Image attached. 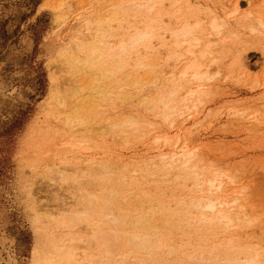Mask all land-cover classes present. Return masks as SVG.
<instances>
[{
	"label": "rangeland",
	"instance_id": "obj_1",
	"mask_svg": "<svg viewBox=\"0 0 264 264\" xmlns=\"http://www.w3.org/2000/svg\"><path fill=\"white\" fill-rule=\"evenodd\" d=\"M153 4L151 14L136 11ZM212 18L224 24L210 37ZM198 22L202 27L193 36L201 37L203 45L210 37L214 55L207 60L216 62L199 99L180 103L193 86L180 79L184 47H175L182 39L172 34ZM259 23L264 26V0H0V264H38L36 252L78 241L76 231L92 225L105 231L111 253L107 264H191L201 254L211 264L221 256L216 248L225 251L228 241L236 248L234 261L258 253L257 263L264 264V129L251 119L264 122ZM139 30L156 34L117 67L105 59L95 68L88 65L98 72L113 67V74L93 89L86 84L85 91L71 93L64 102L74 73L63 71L61 59L80 56L84 61L86 47L98 42L97 32L115 41ZM241 50L249 73L231 67ZM80 76L79 85L93 79L92 74ZM92 96L98 99L94 112L72 110L82 97ZM161 99L177 108L167 121L170 113ZM80 117L85 125L77 123ZM126 118L137 125L122 127ZM93 129V142L76 145ZM40 131L55 140L57 149L53 152L52 146V157L36 163L31 149ZM177 133L181 138L175 148L173 140L170 145L155 142L160 135ZM183 145L191 152L187 166L162 159ZM64 167L69 171L60 179L55 168ZM87 172H93L90 195L78 196V207L65 189L72 175ZM213 178L223 183L226 202L238 198V204L223 209H243L241 219L228 227L208 213L201 218L191 203L202 194L196 180ZM75 210L82 211L78 220ZM75 248L68 264H99L101 244L87 240ZM55 262L47 257L41 264Z\"/></svg>",
	"mask_w": 264,
	"mask_h": 264
},
{
	"label": "bare ground",
	"instance_id": "obj_2",
	"mask_svg": "<svg viewBox=\"0 0 264 264\" xmlns=\"http://www.w3.org/2000/svg\"><path fill=\"white\" fill-rule=\"evenodd\" d=\"M155 6H156V4L139 5L136 7V11L138 13L145 12L147 14H151L154 11ZM238 10H239V7L236 5L235 9L233 10L232 13L235 14L238 12ZM223 24H224L223 20L220 21L216 18H212V20H210V22L208 24L209 29H210V33H209L210 37L212 35L213 36L218 35L220 33V30H221ZM199 27H202V24L200 22L196 23L195 27L190 26L188 24H184V25H182V27L179 30H177L175 32L173 31V34H172L176 37V40L182 39V41L175 42V44H174L175 47L178 48V50H180L182 47H184V53L181 56H182V58L184 57V63L185 64L183 63L184 66H183L181 73H180V79L188 82L190 85L193 86V87L190 86L191 89L187 93L186 97L181 100L180 103H189V102H192L193 99H195V100L199 99V97L204 93L203 86H205V82L212 79L211 67L215 65L216 59H213V61H209L210 59L209 60H207V59L209 56H211L214 53L212 48H211V45L213 43L209 37V40L207 39V42L203 45V43H202L203 39L201 37H199L197 35L193 36L195 29L199 28ZM257 27H258V29H260L264 32V26L262 25V23H259V26H257ZM252 30L256 31V28H252ZM97 33L99 35V39L97 40L98 42L96 41L97 43L96 44L93 43L94 45L93 46L91 45L89 48L86 47L87 48L86 50L89 51V55H88V57L85 58L84 61H82L83 59L82 60L80 59V56H79V58H77V57L76 58H69L66 61L61 59V61H60V64L64 65L62 67L63 71H65V72L69 71V72L74 73V75L72 77H70V80H69L70 83L68 84L71 87V89H69V91H68L69 94H63L64 102H66L68 95H70L71 93L82 92V90L85 89L86 84H87L86 85L87 88H92L96 85H99L105 79L107 80V78H109L110 75L113 74L112 73L113 67H112V70L111 69L104 70L101 67L102 71L98 72V71H92L90 69L92 66L91 64H93L92 67H94V63L99 65L101 63V61H103V59H105V60H107L106 63L108 65L110 64V66H111V64L112 65L116 64L115 66L117 67L118 65H121L123 63L124 58L127 57L129 54H131L134 49H137L138 47H143V46H145V44H148L151 41L152 37L156 34L155 31L139 30V31H134L133 33H131L129 35L128 34L126 35V33L125 34L123 33V35L120 34L121 36L120 37L118 36L119 38L116 39L115 41L111 40V39H110V41H108V39L106 38V36L104 34H100L99 32H97ZM109 33L115 34V31H113V33L109 31ZM95 37H97V36H95ZM114 39H115V37H114ZM214 42H215V40H214ZM101 49H103L105 51V53L101 52ZM86 53H88V52H86ZM235 54L236 55H234V57L232 58L233 61L231 63V67L237 66L238 69L240 70V72H242L243 74L249 73L251 70L246 63L245 51L241 50L239 52H236ZM82 56H84V55H82ZM85 56H87V55H85ZM74 57H75V55H74ZM88 65H91V66H88ZM105 67H106V64H105ZM80 74L85 75V77H88V75L92 74L93 79L92 80L90 79L91 81H89V83L84 82L85 84H82L79 82L80 84H82V85H79L77 81H78ZM83 75H81V76H83ZM262 76L264 78V71L262 72ZM90 78H91V76H90ZM88 79H86V80H88ZM133 81L135 82V80H133ZM136 83L139 84L138 82H136ZM108 89L109 88H107L106 90H108ZM94 90L92 91L93 93H94ZM14 91L15 90L13 89V92ZM13 92L11 91V94ZM101 92H103V90H101L100 93ZM103 93H105V92H103ZM89 96H90V94H89ZM82 99H84V100H82ZM82 99H81L82 102H81V100L79 101V102H81V104L79 106L76 105L75 103H73L76 106H74L72 108V110L74 112H77L79 110V111H83L85 113L89 109V111L94 112V109H95L96 104H97L96 100H98V99H96L95 96H94V98H93V96L88 97V98L82 97ZM64 102L61 103V105L64 104ZM172 103H173V101H171V100H169V101H164L163 99L160 100V104L163 105L164 108L170 113L169 115L164 117L165 121L169 120L171 115H173L177 111V108L175 106H173ZM194 104L192 105V108H193V106H195ZM193 109H196V108H193ZM188 110H190V109H188ZM80 116L83 117V115H80ZM77 118H79V117H77ZM126 119L128 121L125 120L126 121L125 123H121V124H123L122 127H133V126L137 125V122L134 121L133 119L132 120H130L128 118H126ZM251 119L254 120V122H256L257 125L254 124L253 121L250 122V124L253 123L257 127L259 125L260 128H261V126H263L262 128L264 129V122H262L261 119L259 120V118H258L256 120V117H252ZM77 123L81 126L85 125V122L81 117H80V119L77 120ZM254 125H253V127H254ZM45 128H47V127H45ZM100 129H102V128H100ZM105 129L106 128L103 127V132L105 131ZM94 131H95V129H93V131L90 132V134L88 133L89 135L83 136L80 139L78 138V140L75 141L76 145H89L91 142H93L92 138L96 137L98 131H100V130L98 129L96 131L97 133ZM47 133L49 134V132H47ZM56 133H57V131H56ZM45 135H46V137H44L43 132H41L39 134L38 140L35 142V140H36V137H35V140L32 141L33 147L31 150L36 153V156L34 158V161L36 163H39L42 160H45L49 157H52L51 156V154H52L51 147L54 145L55 140H51L49 135H47V134H45ZM174 136L175 135L170 136V137L174 138ZM170 137L167 138V137H162L160 135V136L156 137L155 142L158 144L159 142L163 141L164 143H166V145H170L171 143H173L172 142V140H173L175 142L173 144H171V146L173 145L172 148H175V146L178 144V142L181 138V135L179 133H177V135L175 136L176 140H174ZM31 138H32V136H31ZM31 138H30V140H31ZM28 142H27V144H28ZM183 147L181 148L179 153L172 152L169 154L168 153L162 154V159L168 160L167 162H169V163H171V162L174 163L176 161L178 162V160H179L183 166H187V164L190 162L191 152L186 151V147L184 145H183ZM53 149H54L53 150V152H54L55 149H57V148L53 146ZM181 158H183V160H181ZM61 169L55 168L56 176L57 177L60 176L59 177L60 179H61V176L66 172L63 170V169H65V167L61 168ZM66 169H68V168H66ZM92 173L93 172H87V174H86L87 177H84L86 175L76 177V175H75L76 173H75L74 177L72 175V178L68 179L67 187L65 189L67 191L66 193H68V195L74 201V204L77 205L78 207L81 205L79 202L76 201V198L80 195H83V194L90 195V193L88 192L89 193L88 194L86 191H88L87 189L91 185L90 181L92 179L90 177L92 176ZM204 187H206V189ZM222 187H223V183L219 182V180L217 178L207 179V180H203V181L196 180V189L199 190L202 194H201L200 198H197V196H194V198L191 199V203H194L195 207L201 211V215H202L201 218H204L203 216L206 213H208L209 215L212 216L211 220L215 219L216 224H220L224 227H226V226L228 227V226L232 225L235 221H239L241 219L242 213L240 215V211L243 209L242 208H240L241 210L238 209V207L240 205L236 209L230 208L232 210H230V209L224 210L223 209L224 206H230L229 203H232L235 205H236V203L238 204V198H236L234 200L232 199L231 202H226L228 199L225 200L224 194L221 193ZM53 200H54V198H53ZM72 214H75L74 219L78 220L79 216L82 214V211H80V210L76 211L75 210ZM243 215H244V213H243ZM245 216L246 215H244V217ZM70 217L72 218L73 216H71V214H70ZM112 223L114 225H116L118 223V220L113 219ZM82 228L84 229L86 227L79 228L75 234L77 236V239L79 242L78 241H75V242L71 241L70 243H68L67 245H64L62 247L55 245V244H52V245L49 244L47 247L48 252H45V251L36 252L35 256L36 257L39 256L37 263L41 264V261H43L44 259H46L48 257L50 260L56 259V262L54 264H68V262L73 260L74 249H76L75 247L77 246V244L81 243L82 241L86 242L88 240L92 244H101V256L102 257L100 258L98 263L99 264H107L109 262V256H111V253H110L108 246H106V244H105V240H106L105 231L104 232L98 231L97 226H95V225L87 226L86 230L85 229L82 230ZM76 242H78V243H76ZM235 249L236 248H235L234 243L232 241L227 242L225 251H220L219 248H216V250L220 252L221 256H219V255L215 256L214 260H213V262H211V264H258L257 261L259 260V257H260V254H258V253H255L251 259H244L241 262H238L237 260L234 261L233 258L236 256ZM249 251H251V250H249ZM211 252H213V251H210V252L208 251L209 256H211ZM242 253H245V250H242ZM36 257H35V259H36ZM202 258H203L202 254L199 256L198 255L195 256L193 258V261L191 264H205V261ZM205 260H207V259H205ZM85 264H90V261L87 260ZM118 264H121V263H118Z\"/></svg>",
	"mask_w": 264,
	"mask_h": 264
}]
</instances>
